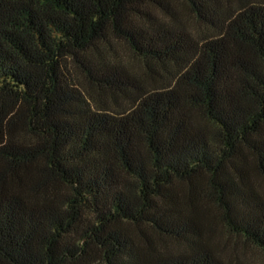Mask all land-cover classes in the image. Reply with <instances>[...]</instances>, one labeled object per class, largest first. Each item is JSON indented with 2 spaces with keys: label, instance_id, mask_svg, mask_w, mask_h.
<instances>
[{
  "label": "trees",
  "instance_id": "trees-1",
  "mask_svg": "<svg viewBox=\"0 0 264 264\" xmlns=\"http://www.w3.org/2000/svg\"><path fill=\"white\" fill-rule=\"evenodd\" d=\"M222 227L264 253V0H0V264H251Z\"/></svg>",
  "mask_w": 264,
  "mask_h": 264
},
{
  "label": "rangeland",
  "instance_id": "rangeland-1",
  "mask_svg": "<svg viewBox=\"0 0 264 264\" xmlns=\"http://www.w3.org/2000/svg\"><path fill=\"white\" fill-rule=\"evenodd\" d=\"M178 9L181 17L186 23L188 30L195 35L201 34L206 28L200 23L190 9L178 3ZM121 56L124 62L132 67L137 72L143 71V64L135 59L130 53L125 50L121 51ZM218 240L223 248V253L226 256L239 258L251 264H264V253L254 246L246 245L242 240L229 234L223 227L219 229Z\"/></svg>",
  "mask_w": 264,
  "mask_h": 264
}]
</instances>
